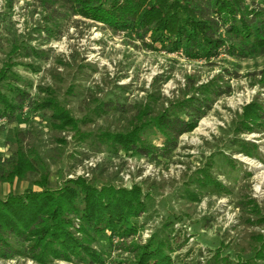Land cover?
Segmentation results:
<instances>
[{"label": "rangeland", "instance_id": "374dc122", "mask_svg": "<svg viewBox=\"0 0 264 264\" xmlns=\"http://www.w3.org/2000/svg\"><path fill=\"white\" fill-rule=\"evenodd\" d=\"M148 42L74 15L62 0H0V70L19 76L15 85L33 101L47 89L75 121L55 128L51 110L31 112L26 103L12 123L0 120L4 162L20 146L46 167L0 183V198L40 191L45 173L48 188L77 177L96 187H139L145 210L135 235L99 241L101 263L50 264H134V245L155 236L168 238L173 264H220L219 258L264 264V127L244 131L240 124L246 105L264 107V53L242 57L220 49L190 59ZM207 84L217 93L195 111L188 100L204 98ZM140 110L196 125L168 143L148 129L143 141L156 147L149 155L99 142L101 132L129 131ZM242 141L252 155L241 152ZM205 176L213 183L204 184ZM0 264L39 263L15 256Z\"/></svg>", "mask_w": 264, "mask_h": 264}, {"label": "trees", "instance_id": "16d2710c", "mask_svg": "<svg viewBox=\"0 0 264 264\" xmlns=\"http://www.w3.org/2000/svg\"><path fill=\"white\" fill-rule=\"evenodd\" d=\"M62 1L74 15L100 22L114 31L133 33L142 41L147 39L152 48L180 50L190 59L212 57L220 49L242 57L264 53V0ZM19 79L8 67L0 70V120L12 123L26 103L31 112L51 110L55 128L75 126L69 113L50 96L51 92L45 89L47 95L33 101L27 91L15 85ZM216 89L207 84L202 92L204 98L193 101L192 97L188 102H196L195 111L203 112L201 108L207 107L208 97L217 93ZM147 115V110H140L136 114L140 121L129 131L101 132L97 139L111 151L121 149L149 155L156 147L143 141L148 129L161 134L168 143L196 125V120L185 122L166 111ZM240 124L244 131L264 127V107L260 103L246 105ZM237 144L241 152L253 154L248 143ZM45 169L37 153L30 149L17 147L5 162L0 155V183H12ZM203 181L213 183L206 176ZM46 182L47 173L37 181L40 191L26 189L0 198V258L23 256L39 264H50L53 260L101 263L104 252L96 247L99 241L128 238L141 228L137 221L145 205L139 187H96L82 177L67 179L57 188H48ZM171 249L168 238L151 237L144 244L134 245V264H173L168 254ZM259 254L264 259V240ZM217 261L250 264L223 258Z\"/></svg>", "mask_w": 264, "mask_h": 264}]
</instances>
